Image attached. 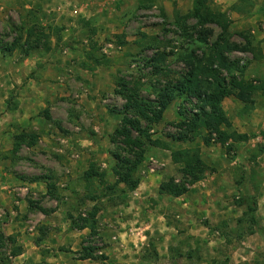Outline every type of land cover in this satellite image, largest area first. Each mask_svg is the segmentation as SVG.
<instances>
[{
	"label": "rangeland",
	"instance_id": "1",
	"mask_svg": "<svg viewBox=\"0 0 264 264\" xmlns=\"http://www.w3.org/2000/svg\"><path fill=\"white\" fill-rule=\"evenodd\" d=\"M192 3L0 0V264H264V243H256L264 237L258 232L259 238L249 242L251 234L237 237V219L246 202L256 201L255 216L264 227V93L258 92L248 109L227 96L223 108L233 124L210 135L201 129L194 136L183 125L197 110L193 97L171 100L158 121L141 119L148 135L168 147L145 144V159L135 172L139 181L158 183L173 177L200 196L218 171L234 179L232 188L227 186L235 189L229 197L240 207V215L217 223L194 216V225L206 228L208 237L202 238L199 250L187 248L183 233L180 239L183 229L176 234L184 249L168 247L171 240L178 241L164 239L153 228L157 206L143 203L144 214L138 216L135 207L143 206L140 191L127 190L113 172L116 154L127 156L114 136L122 118L117 111L126 103L117 91L125 84L155 104L156 91L188 70L179 56L195 47L191 40L201 30L194 17H181ZM205 3L225 14L235 32L232 42L244 43L238 31L251 37L253 50L227 53L242 68L237 76L264 82V0ZM81 4L87 5L86 11ZM203 27L212 30L207 47L221 28L214 22ZM31 28L35 33L27 38ZM13 41L17 46L9 50ZM160 52L165 59L156 62ZM127 114L137 116L132 110ZM251 122L254 127L248 128ZM21 133L35 134L36 141L28 144L26 138L14 147ZM219 134L225 137L222 142ZM239 134L247 139H238ZM204 135L210 137L208 144ZM188 147L199 148L203 174L192 165L174 169L164 163L170 149ZM201 148L218 152L217 158L205 157ZM89 166L103 176L86 182L82 173ZM198 200L207 202L203 196ZM92 213L93 227L81 220H89ZM172 213L164 220L175 225L179 218ZM74 222L85 227L79 229ZM89 246L94 259L82 258L83 248Z\"/></svg>",
	"mask_w": 264,
	"mask_h": 264
},
{
	"label": "trees",
	"instance_id": "2",
	"mask_svg": "<svg viewBox=\"0 0 264 264\" xmlns=\"http://www.w3.org/2000/svg\"><path fill=\"white\" fill-rule=\"evenodd\" d=\"M181 17L183 19L194 17L197 24L201 26V30L199 31L200 36L191 40L195 44V47L189 48L179 56L188 66V70L175 80L167 82L156 91L157 101L155 104H152L150 100L142 98L133 87L130 88L125 84L121 85V89L117 91L119 95L126 99V103L123 110L117 111L122 114V118L120 125L114 130V136L120 139L127 156L116 154L118 161L113 172L117 175V182L123 183L129 191L134 190L139 184V179L135 176V172L145 159V144L150 143L162 148L168 147L167 144L161 143L157 138L153 139L148 135L141 123V119L148 122L158 121L171 100L180 97L186 101L190 97H193L199 103L197 110L191 113L189 119L184 121L183 125L194 136L201 133V129H206L208 135H210L212 131L219 130L220 127L230 128L232 126V122L222 106V101L227 96H234L243 103L245 109H248L253 107L255 95L258 92L264 93V82L239 78L236 72L241 71L242 68H240L238 60H231L227 56L228 52L234 50H253L252 40L248 32H236L242 36L244 40L243 44L232 42L231 37L235 32L230 30V24L225 14L208 9L205 0H193L191 10ZM212 22L219 25L221 31L216 40L205 47L204 45L208 44V35L212 30L203 26ZM182 29H184V34L188 35L185 25L182 26ZM34 33L35 30L33 28L28 30L27 38L31 37ZM28 45L33 47L30 42ZM16 46L17 42L13 41L11 47L8 49L12 50ZM197 49L201 50L200 56L197 55ZM164 59V52H160L157 54L155 61H163ZM154 66L157 67V65ZM130 110L134 111L137 116L127 114ZM45 112L46 117H49L47 110ZM208 135L203 136L204 143L206 144L209 143L210 139ZM219 135V140L222 142L225 137L221 134ZM237 137L241 140L247 139L245 134H239ZM26 138H29L27 140L28 144H33L36 141L35 134L21 133L15 136L14 147H18L22 142H25ZM170 156L174 163L192 165L199 175L205 171V165L200 157L198 147L172 148L170 149ZM102 176L103 174L98 172L93 166H89L82 173V177L86 182H89L94 177ZM107 188L111 189L112 187ZM187 191L188 187L182 182H177L173 177L161 181L158 186L159 193L174 197L180 196ZM245 206L246 209L242 216L237 219V237L241 239L244 235L253 234L254 232H258L264 237V227L255 216L257 209L256 201L246 202ZM81 220L90 223L91 227L96 223L94 213L91 214L89 220L84 218H81ZM74 223L75 227L79 229L85 227V224ZM246 223L247 226L245 228L243 225ZM93 250V247H84L82 258H96ZM187 254L189 255V253Z\"/></svg>",
	"mask_w": 264,
	"mask_h": 264
},
{
	"label": "crops",
	"instance_id": "3",
	"mask_svg": "<svg viewBox=\"0 0 264 264\" xmlns=\"http://www.w3.org/2000/svg\"><path fill=\"white\" fill-rule=\"evenodd\" d=\"M81 7L84 9V11L87 10V5L86 4H81ZM225 99L222 101V106L224 104ZM224 107V106H223ZM256 111V110H255ZM256 113V112H254ZM256 118H251L253 122H255ZM260 121V119H259ZM251 122L248 126V128H253L254 124ZM237 124V122H235ZM257 123V122H256ZM233 124V123H232ZM240 133H244L245 127L240 125L239 129ZM160 149V148H158ZM164 150V149H160ZM204 149L201 148V151ZM167 152V150H164ZM169 151V150H168ZM158 153V152H156ZM202 153V152H201ZM250 153V152H249ZM204 155L205 157H208L209 159L217 158L218 152H213V150H204ZM164 163L168 165L171 163L172 168L177 169L180 164L182 163H174L171 159L170 156V151L168 154V159H164ZM164 171V170H163ZM162 174H160L161 176ZM216 175V176H215ZM212 176L214 179L211 181L209 185L206 186V188L201 190L200 196H198L197 190H188L184 194L174 197L168 194H162L158 192V186L159 183L162 180H159L158 183L151 182V179H146V180H141L139 181L138 186L136 187L140 191V199L138 202L140 203H146L148 206V203L150 204H155L158 208V213L156 212V215L152 214L151 218L154 219V226L153 228L156 229L157 233H160L161 236H163L164 239L166 240H171L173 238V241L177 240L176 244H173L172 240L169 242L168 247H172V245L178 246L180 249H184V247L181 246V243H183L180 239L181 235L185 237H188V242L186 243L187 248L192 249V250H199L200 246L202 245L201 242H205L202 240V238H208L205 236L206 234V228L200 227L196 228L194 225L193 217L196 215H201V217L208 219V221H222V220H227L229 219L230 215L234 216H239L240 211L238 212V209L240 207L234 206V204L231 202L230 195L235 191V189H229L231 186V183L233 184L234 179H226L224 173H221V171H218L217 174ZM231 181V183H230ZM227 182L229 183V187L227 186ZM154 183V184H153ZM236 184V183H235ZM194 187H200L199 185L196 184ZM232 188V186H231ZM205 193V194H204ZM205 197L207 199V202L201 203L200 200H198L199 197L202 198ZM137 209L135 213L139 216L140 214H144L145 210V205L135 207ZM172 212H175V216L179 218L178 221L176 220V223L178 225L172 224V222L167 223L165 219V216L167 214L169 215V218L171 219L170 216H172ZM172 213V214H171ZM200 213V214H198ZM171 214V215H170ZM155 218H154V217ZM156 220V221H155ZM181 220V222H180ZM153 224V223H151ZM158 227V228H157ZM178 229H183L184 232H181L179 237L180 239L178 240V234H176V231ZM256 235V236H255ZM258 234L253 233L249 237H246L248 239L247 241H253L254 239H258L259 236ZM260 235V234H259ZM254 236V237H253ZM261 238V237H260ZM224 241V240H223ZM264 243L261 241H256V243ZM242 244H245V242H242ZM261 244V245H262ZM246 245V244H245ZM250 245V244H249ZM264 245V244H263ZM259 247V246H258ZM235 252V250H234ZM231 262V261H230Z\"/></svg>",
	"mask_w": 264,
	"mask_h": 264
}]
</instances>
